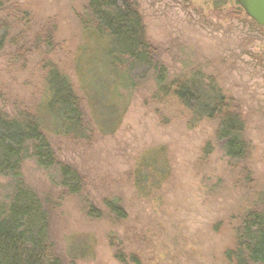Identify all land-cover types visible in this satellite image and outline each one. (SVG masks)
I'll return each instance as SVG.
<instances>
[{
    "label": "rangeland",
    "instance_id": "374dc122",
    "mask_svg": "<svg viewBox=\"0 0 264 264\" xmlns=\"http://www.w3.org/2000/svg\"><path fill=\"white\" fill-rule=\"evenodd\" d=\"M89 1L0 0V25L9 27L0 45V112L20 122L34 115L45 99L42 67L49 61L69 80L84 116L75 134L59 135L42 120L67 178L38 167L31 149L23 152L20 179L44 202L48 241L61 264H229L224 253L238 218L264 209V29L234 0H128L169 78L198 69L238 108L250 152L233 170L215 140L217 123L192 128L177 103L154 99V82L139 78L145 65L135 68L133 88L115 94L112 77L80 82L76 63L105 49L82 33ZM158 147L170 174L138 198L134 168ZM11 185L0 174V209ZM110 199L124 219L107 210ZM90 205L96 218L86 215Z\"/></svg>",
    "mask_w": 264,
    "mask_h": 264
},
{
    "label": "trees",
    "instance_id": "16d2710c",
    "mask_svg": "<svg viewBox=\"0 0 264 264\" xmlns=\"http://www.w3.org/2000/svg\"><path fill=\"white\" fill-rule=\"evenodd\" d=\"M84 15L82 33L100 42L105 49L102 53H94L87 62L76 63L83 85H90L85 78L96 74L97 80H102L104 75L112 77L108 80L113 84V93L118 88L131 89L138 77L135 68L145 65L146 70L139 78L154 82V99L177 103L186 111L188 126L192 128L204 120L216 122L215 140L229 167L233 170L243 167L250 152L243 139L245 123L234 102L222 93L215 79L198 69L169 78L166 68L155 60V50L146 41L136 6L128 0H90ZM8 31L7 25H0V45ZM48 62L42 67L46 69L42 96L45 99L38 103L34 115L20 122L0 112V174L12 182L6 196L8 202L0 209V264H61L47 238L49 214L44 202L20 179V165L25 159L23 152L27 149H31L30 158L38 167L57 169L62 178H67L68 169L57 161L44 137L43 117L49 127L56 126L60 130L59 135L75 134L85 127L79 100L69 80ZM169 174L165 148L147 150L133 171L137 197L149 196L157 187L154 186L160 180H167ZM105 205L116 219H124L117 200H107ZM94 211L90 205L86 215L96 218ZM121 255L118 251L115 257L123 263ZM224 259L229 264H264V209L249 210L238 218L234 244L225 251Z\"/></svg>",
    "mask_w": 264,
    "mask_h": 264
},
{
    "label": "water",
    "instance_id": "95a60500",
    "mask_svg": "<svg viewBox=\"0 0 264 264\" xmlns=\"http://www.w3.org/2000/svg\"><path fill=\"white\" fill-rule=\"evenodd\" d=\"M244 14L264 29V0H234Z\"/></svg>",
    "mask_w": 264,
    "mask_h": 264
}]
</instances>
